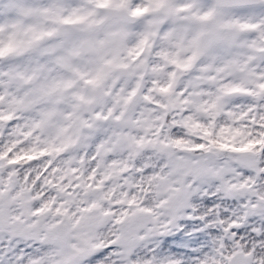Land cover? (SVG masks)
I'll return each instance as SVG.
<instances>
[{
    "label": "snow or ice",
    "instance_id": "6c2138e0",
    "mask_svg": "<svg viewBox=\"0 0 264 264\" xmlns=\"http://www.w3.org/2000/svg\"><path fill=\"white\" fill-rule=\"evenodd\" d=\"M0 264H264V0H0Z\"/></svg>",
    "mask_w": 264,
    "mask_h": 264
}]
</instances>
